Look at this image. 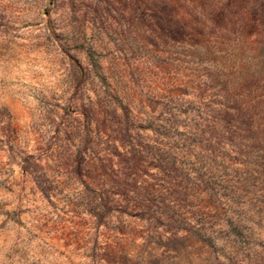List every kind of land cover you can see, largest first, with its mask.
<instances>
[{"label":"rangeland","instance_id":"obj_1","mask_svg":"<svg viewBox=\"0 0 264 264\" xmlns=\"http://www.w3.org/2000/svg\"><path fill=\"white\" fill-rule=\"evenodd\" d=\"M0 264H264V0H0Z\"/></svg>","mask_w":264,"mask_h":264}]
</instances>
